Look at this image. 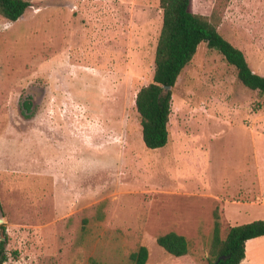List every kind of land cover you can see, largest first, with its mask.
I'll list each match as a JSON object with an SVG mask.
<instances>
[{
  "label": "rangeland",
  "instance_id": "374dc122",
  "mask_svg": "<svg viewBox=\"0 0 264 264\" xmlns=\"http://www.w3.org/2000/svg\"><path fill=\"white\" fill-rule=\"evenodd\" d=\"M29 1L17 20L0 16L4 264H131L139 245L146 264H208L219 209L208 195L264 194V94L202 41L171 88L168 142L148 149L135 96L153 77L159 0ZM216 2L190 8L209 15ZM218 14V32L264 76V0H222ZM239 125H256L259 142ZM218 212L224 237L264 219V203L228 206L229 221ZM169 231L187 254L157 244ZM246 243L264 264V235Z\"/></svg>",
  "mask_w": 264,
  "mask_h": 264
},
{
  "label": "trees",
  "instance_id": "16d2710c",
  "mask_svg": "<svg viewBox=\"0 0 264 264\" xmlns=\"http://www.w3.org/2000/svg\"><path fill=\"white\" fill-rule=\"evenodd\" d=\"M227 0H225L226 2ZM29 0H0V16L17 20L30 5ZM191 0H159L162 9V24L154 53V72L151 82L139 88L135 96V107L139 114L141 138L148 149L165 146L168 142V121L171 112V89L182 71L190 62L199 43L204 41L209 49L218 51L227 63L234 66L236 76L246 87L264 94V76L252 71L244 53L217 30L220 22L217 0L209 15L194 13L190 8ZM24 109H30L31 102L23 101ZM1 209V204H0ZM213 227L209 240L207 261L213 264L224 255L217 264H239L245 257V242L264 235V219L229 225L222 237L220 213L213 210ZM0 264L8 259L5 249L7 237L5 227L0 224ZM156 242L165 251L182 256L188 252L186 238L175 231H169L156 237ZM12 255H17L13 250ZM131 264H146L148 249L139 245L130 253ZM91 264H98L92 260Z\"/></svg>",
  "mask_w": 264,
  "mask_h": 264
},
{
  "label": "crops",
  "instance_id": "0c3cea01",
  "mask_svg": "<svg viewBox=\"0 0 264 264\" xmlns=\"http://www.w3.org/2000/svg\"><path fill=\"white\" fill-rule=\"evenodd\" d=\"M239 128L244 132V134L249 135L252 140H255L256 143L259 142V135L255 134L258 131L256 125H250V126L239 125ZM257 192L258 191L256 189H253V185L249 184L247 185V187L240 186V188H238L234 192H228L222 190L217 194L208 195V196L210 198L211 204L219 205L218 210L221 213H224V218H226V220L229 221L230 219L225 216L228 206H234L236 208L239 207V209H242L245 206H252L258 203H264V194L258 197ZM246 244L247 243L245 242V257L239 264H246V262H248L247 264H253L247 259Z\"/></svg>",
  "mask_w": 264,
  "mask_h": 264
},
{
  "label": "water",
  "instance_id": "95a60500",
  "mask_svg": "<svg viewBox=\"0 0 264 264\" xmlns=\"http://www.w3.org/2000/svg\"><path fill=\"white\" fill-rule=\"evenodd\" d=\"M168 89H171L170 86H164V91L168 90ZM3 222V219L1 217V209H0V224ZM221 259H225V256L224 255H221L219 256L216 261L213 263V264H217V262Z\"/></svg>",
  "mask_w": 264,
  "mask_h": 264
}]
</instances>
